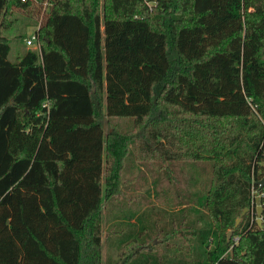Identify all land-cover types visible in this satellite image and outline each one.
Here are the masks:
<instances>
[{"label":"trees","instance_id":"obj_1","mask_svg":"<svg viewBox=\"0 0 264 264\" xmlns=\"http://www.w3.org/2000/svg\"><path fill=\"white\" fill-rule=\"evenodd\" d=\"M50 3L11 60L0 0V264H264V0Z\"/></svg>","mask_w":264,"mask_h":264},{"label":"rangeland","instance_id":"obj_2","mask_svg":"<svg viewBox=\"0 0 264 264\" xmlns=\"http://www.w3.org/2000/svg\"><path fill=\"white\" fill-rule=\"evenodd\" d=\"M149 4H152V0H148ZM156 2L153 4L155 5ZM46 15L47 12L44 10H40V11H30V10H20L18 9L15 12V17H18V19L15 22V25L12 29L6 30L5 34L9 37L10 39V44H11V51L9 54V59L11 60H15V58L20 55L23 54L28 48H31L29 46H27L26 44V39L29 38L31 35H33V32L37 29V27L40 26V24L44 23L46 20ZM32 21V22H31ZM31 22V23H29ZM38 24H35L37 23ZM25 34V37H22V34ZM259 189L258 190H254V197L256 196L258 199L255 198L256 204H257V208L259 206H261L262 208V204L260 203V194H258ZM161 196L155 197L154 192H152L151 195V200L150 203H162V199ZM149 201V197L148 200ZM112 214L109 212H106V210L103 211V226L104 229H106V221H108V219L110 218ZM262 215V214H261ZM257 216L258 219L261 218V216L258 215L257 212ZM256 216V217H257ZM262 223V220H261ZM232 231V230H230ZM232 233L229 235L228 232V238L230 239L232 236ZM104 236H105V231H104ZM105 239V238H104ZM234 240L237 242L238 241V236H234ZM119 248L118 246L114 245L112 246L111 244H109L106 240H105V245H104V260L109 257H114L117 252H118ZM230 253V252H229Z\"/></svg>","mask_w":264,"mask_h":264},{"label":"built area","instance_id":"obj_3","mask_svg":"<svg viewBox=\"0 0 264 264\" xmlns=\"http://www.w3.org/2000/svg\"><path fill=\"white\" fill-rule=\"evenodd\" d=\"M26 1V0H23ZM37 3L41 2L42 6L44 8V10L47 12L50 8V0H34ZM38 29L39 27H37V29L33 32V35H31L29 38L26 39V44L27 46L33 48V49H37L40 50V42L38 40ZM258 194H260V197H262L264 195V192L260 193L258 192ZM256 196L254 197V192H253V199L255 200ZM263 207V206H262ZM258 220V216L256 217ZM261 220H264V214L261 215Z\"/></svg>","mask_w":264,"mask_h":264},{"label":"water","instance_id":"obj_4","mask_svg":"<svg viewBox=\"0 0 264 264\" xmlns=\"http://www.w3.org/2000/svg\"><path fill=\"white\" fill-rule=\"evenodd\" d=\"M258 185L260 186V188L264 187V177L258 181ZM256 199H258V198L256 197ZM248 210H249L248 208L244 209L243 214L246 213ZM261 214H262V208H261V206H259L258 207V215L261 216ZM240 219L241 218L237 219V223L240 221ZM258 222L260 225H262L261 218L258 219ZM231 232L232 231H229V235L231 234Z\"/></svg>","mask_w":264,"mask_h":264}]
</instances>
